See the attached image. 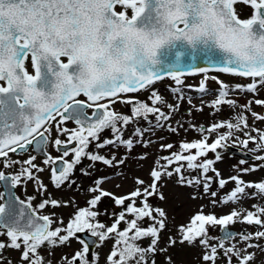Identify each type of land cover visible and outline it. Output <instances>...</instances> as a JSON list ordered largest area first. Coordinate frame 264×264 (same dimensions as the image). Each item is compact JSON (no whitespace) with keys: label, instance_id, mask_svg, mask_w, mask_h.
<instances>
[{"label":"snow or ice","instance_id":"obj_1","mask_svg":"<svg viewBox=\"0 0 264 264\" xmlns=\"http://www.w3.org/2000/svg\"><path fill=\"white\" fill-rule=\"evenodd\" d=\"M238 4L251 9L248 18L240 17ZM211 72L248 82L229 84ZM196 75L201 76L198 85L185 84ZM165 77L177 86L173 91L178 101L185 99L183 88L200 94V105L193 106L196 111L208 107L215 116L226 107L239 112L207 126L191 124L184 129L199 138L161 144L168 154L153 161L147 179L134 178V187L123 195L102 187L110 177L96 179L88 189L94 195L87 206L77 207L67 223L54 212H43L74 205V200L61 202L49 194L36 202V195L25 199L16 195V188L26 191L32 182L43 197L48 186L38 173L45 171H50L54 188L71 187L76 183L72 176L85 159L89 168L97 163L118 168L125 157L106 156L100 150L123 147L131 152L137 144L147 147L152 141L144 135L155 128L167 126L178 134L184 126L168 122L179 103H169L152 89ZM209 80L218 85L214 92L207 88ZM262 89L264 0H0V165L16 169L0 171V264H12L11 257L4 255L6 249L20 254V264H54L55 249L70 246L73 239L82 247L62 254L55 264H100V254L92 246L109 242L104 264H157L156 257L178 242L202 246L204 264H217L221 258L225 264H254L257 251L249 249L264 253L259 243L264 240V204H253L255 211L233 207L220 216L205 213L202 205L178 227V238L169 236L161 247L168 214L153 201L165 200L160 189L164 178L173 176L182 187L210 192L213 206L264 199V179L242 178L264 169V129L255 127L256 122H264V115L252 110L253 104L264 107V99L241 104L237 98L255 97ZM143 92L149 94L141 100L136 94ZM207 95L215 98L206 101ZM188 103L192 104L191 98ZM117 104L127 105L129 114L118 111ZM70 121L74 127H68ZM141 121L148 127H141ZM105 131L110 137L103 136ZM49 145L58 155L47 150ZM235 147L247 149L260 163L223 178L214 165L223 151ZM32 149L43 156L39 164L37 155L30 154ZM210 153L214 158H209ZM25 154L26 159L13 158ZM185 172L197 174L186 177ZM81 173L91 174L87 169ZM213 183L218 189L229 183L235 186L217 201ZM103 198L112 199L120 211L101 213L98 205ZM101 215L109 216L111 224L101 222ZM235 223L257 230L234 233L228 226ZM216 226L222 237L210 233L209 228ZM79 233L95 239L91 243L79 239ZM236 236L239 240L230 243ZM165 264H173L170 255L165 256Z\"/></svg>","mask_w":264,"mask_h":264},{"label":"rangeland","instance_id":"obj_2","mask_svg":"<svg viewBox=\"0 0 264 264\" xmlns=\"http://www.w3.org/2000/svg\"><path fill=\"white\" fill-rule=\"evenodd\" d=\"M239 11L240 15L244 18L251 15V9L248 6H245L243 4H239ZM210 75H218L219 78L226 83L229 84H236V83H247L246 80H241L237 77H232L229 75H225L222 73H216L211 72ZM201 76H190L185 80L186 85H198L200 82ZM174 81H172L170 78L166 77L162 80L157 81L153 86L152 89L158 92L166 101L169 103H179L180 107L178 111L173 113L172 120L168 123L171 124L173 127H177V124H182L184 127L180 128L178 131V134L171 132L167 126L163 128H155L152 132H147L144 135L145 140H151L152 143H150L147 147H143L140 144H137L131 152H126V150L121 147L119 149H113L111 147L100 150L101 154L106 156H111L112 153H115L117 159H120L122 157H125V163L123 165H120L118 168H109L106 167L100 163L95 164L94 167L89 168V161L85 159L81 165H78L76 168V171L74 175L72 176V179L75 180V184L71 185V187L65 185L61 187L60 189H56L52 186L50 182V171H45L43 173H38L40 178L43 180V182L48 186L47 193L44 194V196H40L36 193L34 190V185L32 182H29L26 186V191L23 188H16L17 193L19 196L26 198L27 196L36 195L37 201L46 198L49 194L51 195V198L63 201H75V204H70L68 207H58V208H46L44 211H53L57 217H62L67 223V220L70 216L74 214L77 207H85L86 201L94 195L93 193H90L88 191L89 188L94 186V181L98 178L102 177H110V179H107L105 183L102 185V187L109 191L114 193L117 196L123 195L129 191L132 190L134 187L133 181L136 177H141L144 179H147L149 170L153 167V161L162 155H167V152H164L161 150L160 145L161 144H167V143H178L179 141L187 138L189 140L193 138H199L198 134L189 130L184 131L185 128H188L191 124H203L207 126L209 123L213 122L214 120L219 119H225V118H231L235 112H239V109H229V108H222V110L217 113L215 116L210 115V112L212 111L210 108L205 107L203 112L196 111L193 106H199L200 105V94L197 93L194 90H189L187 88L182 89V95H184L185 99L182 101L177 100V94L174 93L173 89L176 88ZM207 88L214 92L218 85L209 80L207 82ZM148 92H143L136 94L138 97L140 96L141 100H144L148 96ZM188 98H191L192 104L190 105L188 103ZM214 95H207L204 96L203 99L206 101H211L214 99ZM239 102L241 104L245 103L248 99H264V89H262L255 97H253L251 94H240L238 97ZM116 109L122 113L129 114V107L127 105L123 104H117ZM252 110L264 115V107L256 106L255 104L252 105ZM164 111H168L167 108L164 109ZM189 112L191 114H189ZM150 119H153L150 117ZM153 123H155L153 119ZM249 123H252V118L249 116ZM141 127H148L146 123L141 121L140 123ZM68 127H74V124L70 121L68 123ZM133 125L129 126V132H131ZM255 127L264 129V122H256ZM129 132L125 133V136L127 137ZM110 132L105 131L103 133L104 137H110ZM61 139H64V137H61ZM249 147H254V145L250 144ZM243 152H238L233 150V148H229L226 151L222 152V159L220 161H217L214 165L215 168L221 173V176L223 178H228L231 175L237 174L238 168H245L250 167L253 164H258L260 162L255 161L253 157V153L248 152L247 149L235 147ZM48 151L52 152L53 155H58L57 152H55L51 145L47 148ZM92 150H95L94 148ZM30 154L37 155V161L36 163L39 164L41 160L43 159V156L40 154H37L30 150ZM261 154V153H256ZM146 155V159H141L140 157ZM26 159L27 154L20 156V157H13ZM209 158H214V154H209ZM244 159L247 161L244 165L240 164V160ZM81 169H87L91 174L90 175H83L81 173ZM7 171V172H14L16 169H5L2 165H0V171ZM117 173H120V175H117ZM197 173H188L185 172V176L190 175H196ZM211 175V173H209ZM245 181H260L264 179V169H260L255 172L248 173L246 175H243L242 177ZM178 178L176 176H173L171 178H164L163 181V187L160 189V191L163 192L165 196V200H154L153 204L157 205L161 208H163L167 214H168V227L167 229L162 233L161 237V247H164L167 239L169 236L177 237L179 236V233L177 231L178 227L182 224L188 223L190 217L194 215L199 209L200 206H204V212H215L216 215H224L227 214L230 208L233 207H244L249 210L255 211V209L252 208L253 204H264V199H251L246 198L240 202L238 205H223L220 203H217L216 206H213L211 203V200L213 199L210 195V192L208 194H205L200 187H186V186H180L177 182ZM120 185V187H117L116 185ZM234 183H229L224 189H218L217 184H212V191H217V197L215 198L217 201L220 200V198L228 193L233 187ZM0 190L2 189V186H0ZM249 192L255 191L254 189H249ZM196 196V199H193L192 197ZM98 210L101 213H104L105 210L108 213H111L113 211L119 212L120 208L116 207L110 198H103L102 201L98 205ZM52 212V213H53ZM101 222H104L106 224H111L112 220L107 215H101L99 217ZM230 228L236 230L235 233L240 232H255L257 229L249 226L244 223H235L230 224ZM210 233L215 237H222L221 235V229L219 226H216L215 228H209ZM78 238L81 239L79 234H77ZM239 240V236H236L230 243H236ZM255 242V241H254ZM145 244H147V241H144ZM213 243H216V241H213ZM259 243L264 246V240L259 241ZM241 244H237V247H241ZM82 246L78 243L77 239H73L71 241L70 246H62L57 249H55V257H54V264L55 260L59 259V257L62 254H68L70 255L74 251L80 249ZM111 247V242L108 243L107 246L97 247L94 245L92 251L98 252L100 254V264H104V257L107 255L109 248ZM249 251H257V257L254 262V264H264V253H260L258 250L255 249H249ZM204 252V249L200 245H188L180 244L179 242L174 246L169 248L168 252L157 256V264H165V256L170 255L172 257L173 264H204V262L201 259V256ZM4 255L6 257H11L12 264H20L19 261V253L16 251H13L11 249H6L4 252ZM217 264H225V260L223 258L217 260Z\"/></svg>","mask_w":264,"mask_h":264},{"label":"water","instance_id":"obj_3","mask_svg":"<svg viewBox=\"0 0 264 264\" xmlns=\"http://www.w3.org/2000/svg\"><path fill=\"white\" fill-rule=\"evenodd\" d=\"M233 150L238 151V152H243L242 150H240V149H238V148H233ZM14 191H15V193H16V189H15ZM16 195H17V193H16ZM228 228H229V230H231V231L234 232V233L237 232L236 230L230 228V226H228ZM79 234H80V236H81L84 240H86V241H88V242H90V243L95 239V238L91 237V235L88 234V233H79ZM221 235L223 236L222 231H221ZM93 247H94V245L92 246V249H93Z\"/></svg>","mask_w":264,"mask_h":264},{"label":"flooded vegetation","instance_id":"obj_4","mask_svg":"<svg viewBox=\"0 0 264 264\" xmlns=\"http://www.w3.org/2000/svg\"><path fill=\"white\" fill-rule=\"evenodd\" d=\"M236 7H237V11H238V13L240 14V11H239V4H238ZM240 17H241L242 19H245V17L243 18L241 15H240ZM248 17H249V16H248ZM248 17H246V18H248ZM32 151L35 152L34 149H32ZM35 153H36V152H35ZM4 172H5L6 174H7V173H10V172H7V171H5V170H4ZM0 186H2V184H0ZM2 189H3V188H2ZM16 190H17V189H16ZM17 194H18V193H17ZM20 197H21V196H20ZM21 198H22V199H25V198H23V197H21ZM34 203H36V202H34ZM52 212H53V211H49V210H48V211H44L43 214H50V213H52Z\"/></svg>","mask_w":264,"mask_h":264}]
</instances>
